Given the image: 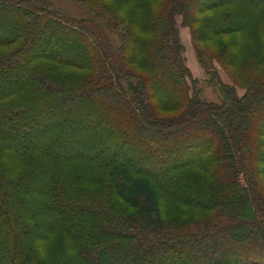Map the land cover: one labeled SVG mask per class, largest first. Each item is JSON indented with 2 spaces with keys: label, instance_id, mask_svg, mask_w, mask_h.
Instances as JSON below:
<instances>
[{
  "label": "trees",
  "instance_id": "1",
  "mask_svg": "<svg viewBox=\"0 0 264 264\" xmlns=\"http://www.w3.org/2000/svg\"><path fill=\"white\" fill-rule=\"evenodd\" d=\"M52 1L0 0V264H264V0Z\"/></svg>",
  "mask_w": 264,
  "mask_h": 264
},
{
  "label": "rangeland",
  "instance_id": "2",
  "mask_svg": "<svg viewBox=\"0 0 264 264\" xmlns=\"http://www.w3.org/2000/svg\"><path fill=\"white\" fill-rule=\"evenodd\" d=\"M54 3V9L56 11H61L64 12L66 14H69L71 16H79V14L81 12H83L82 8L78 5L75 4L73 2H71L70 0H53L52 1ZM58 9V10H57ZM239 21V19H235L234 22L237 23ZM180 23V17H178V24ZM4 25L2 24V26L0 25V28L3 27ZM179 27V36L181 37L182 43L184 45V57H185V61L187 66L189 67L193 78H196L199 82L197 84V88L199 90V94L202 98L208 100V101H217L219 98V93L217 91V89L211 85L208 84L206 82L207 79V75H205L204 71L202 70V68L199 66L196 57H195V51L194 48L191 44V40H190V32L189 29L187 27H181L180 25ZM231 37V36H230ZM225 39H227V37H225ZM201 47H204L203 44H200ZM209 51H213L212 47H208L207 48ZM70 53L72 55V58L77 60L80 57L81 54V49L74 46L73 50L70 49H66L64 53ZM217 70L220 73V77L224 82L227 83H231V80L229 79V77L223 72L222 68L217 65L216 66ZM237 92L239 95H241L244 90L242 88L237 87ZM50 122H54L57 121L55 119V117L49 118ZM259 125H255L254 129H258V130H263L264 129V121H260L258 123ZM197 138H194L193 141L195 142V144L197 145V148L205 145L208 143V138H204L202 136L197 135ZM203 139H206V141H204ZM109 152L113 151V150H119L118 148L114 147V146H108ZM194 151L191 152V154H193ZM184 152H182V154H177L176 157L178 158H184L186 157V155L183 154ZM168 209L165 213H166V217H169L170 214V208H166ZM112 248H115V245L112 244ZM155 256L150 255L149 259H147L148 264H157V260L155 259ZM154 260H156V262H154Z\"/></svg>",
  "mask_w": 264,
  "mask_h": 264
}]
</instances>
